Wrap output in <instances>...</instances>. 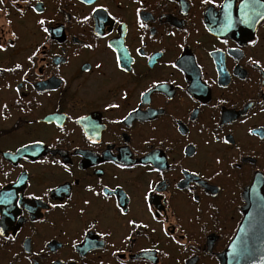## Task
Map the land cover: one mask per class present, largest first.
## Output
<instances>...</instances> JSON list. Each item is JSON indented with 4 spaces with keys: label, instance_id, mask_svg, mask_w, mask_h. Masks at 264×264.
Masks as SVG:
<instances>
[{
    "label": "flooded vegetation",
    "instance_id": "obj_1",
    "mask_svg": "<svg viewBox=\"0 0 264 264\" xmlns=\"http://www.w3.org/2000/svg\"><path fill=\"white\" fill-rule=\"evenodd\" d=\"M246 2H0V264H221L264 190V0Z\"/></svg>",
    "mask_w": 264,
    "mask_h": 264
},
{
    "label": "water",
    "instance_id": "obj_2",
    "mask_svg": "<svg viewBox=\"0 0 264 264\" xmlns=\"http://www.w3.org/2000/svg\"><path fill=\"white\" fill-rule=\"evenodd\" d=\"M28 147L19 149L12 158L26 154ZM244 217L228 248L219 255L221 264H264V190L261 187L246 189ZM250 200L256 203L250 204ZM247 248V252L244 249Z\"/></svg>",
    "mask_w": 264,
    "mask_h": 264
},
{
    "label": "snow or ice",
    "instance_id": "obj_3",
    "mask_svg": "<svg viewBox=\"0 0 264 264\" xmlns=\"http://www.w3.org/2000/svg\"><path fill=\"white\" fill-rule=\"evenodd\" d=\"M0 2H2V0H0ZM81 2H82V3H86V4H91V3L93 2V0H81ZM254 2H255V0H253V5H254ZM97 7L102 8L103 6H102V5H98ZM221 7H223L225 10H227V8L229 7V4H227V3H223V4L221 5ZM241 7H242V9H244V8H250L251 11H252L253 13H255V8H254V6L249 5V4L246 2V0H241ZM105 11H106V10H105ZM92 12H93V13L97 12V8H95V7L92 8ZM241 17H243V18L241 19V21H240V22H242V23H249V22H251V21H253V20L255 19V15H249V14L243 12V11L241 12ZM262 18H264V17H262ZM97 19H98V21H99V18H97ZM81 20H82V21H87V20H89V16H86V15H85V16H82ZM225 20H226V22H227V25L230 26V25H231V17H229V16L227 15V12H225ZM37 23L40 24V25H43V24L45 23V21H44V20H38ZM118 23H119V22H118ZM141 27H144V25L141 24ZM44 31H47V29H44ZM100 34H101L100 32H97V33H96L97 36H99ZM13 35H15V34L13 33ZM250 43L255 44L256 41H255V40H252V41H250ZM2 47H3V46H0V49H2ZM84 47H86V48H91L92 45H91V44H85ZM111 47H112V45H109V48H111ZM35 55H36V52H33L30 56L27 57V59H28L29 61H31L32 58H33ZM254 63H258V62H254ZM120 65H121V61H120V58L118 57L117 60H116V66H117V67H120ZM96 67H97V68H100L101 65L97 64ZM20 68H21V65H20L19 63H17V64L15 65V69H20ZM13 70H14V69H3V71H13ZM84 70H85V71H88V68H85ZM125 70H126V69H125ZM17 91H19V89H17ZM143 95H144V93H141V96H143ZM107 106L110 107V108H117V107H119L118 104H108ZM4 107L7 108V105H4ZM262 110H264V109H262ZM79 119H83V117H81V118H79ZM91 127L94 128L95 125H91ZM250 131H251V130H250ZM92 142L95 143L96 141L93 140ZM31 143L34 144V145H40V144L43 143V141H41V140H34V141H32ZM225 143H228V141L225 140ZM23 147H26V146H23V145H22V148H23ZM41 163H43V161H41ZM53 163H60V161H53ZM217 163H219V161H217ZM65 167H66V166H65ZM0 187H2V186H0ZM147 187H148V191H152L151 185H148ZM49 191H51V190H49ZM104 191H107L106 186H105V188H104ZM10 196H11V194H9V193H4V197H5V198H4V199H0V204H7V203H9L10 200L8 199V197H10ZM143 198H144L145 200L148 199L147 196H144ZM37 199H39V197H37ZM84 203H85V204H88L89 201L85 200ZM64 206H65V205H63V204H62V205H55V204L51 205V207H53V208H56V207H64ZM149 210H151V209H149ZM120 211H121V213H123L125 210H124L123 208H121ZM81 213H83V209H81ZM127 223H128V224H135V220L130 219V220L127 221ZM93 227H94V226H93ZM165 232H167V229H165ZM4 235H5L4 230H3V229H0V236H4ZM5 238L7 239L6 236H5ZM126 238H127V237H126ZM244 252H247V248L244 249Z\"/></svg>",
    "mask_w": 264,
    "mask_h": 264
}]
</instances>
